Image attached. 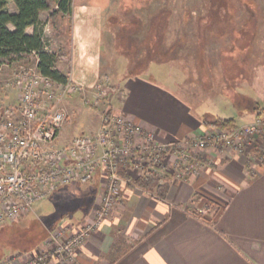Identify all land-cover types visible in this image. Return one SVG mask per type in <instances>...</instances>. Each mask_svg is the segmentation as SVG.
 Returning <instances> with one entry per match:
<instances>
[{
  "label": "crops",
  "instance_id": "0c3cea01",
  "mask_svg": "<svg viewBox=\"0 0 264 264\" xmlns=\"http://www.w3.org/2000/svg\"><path fill=\"white\" fill-rule=\"evenodd\" d=\"M102 5L74 0L71 14H61L55 23L58 37L63 44H70L67 56L62 57L58 67L69 79L87 88L101 82V23L110 7ZM8 8L11 12L17 11L12 1ZM51 13L44 11L40 16L42 20L46 17L50 26ZM9 27L14 29L13 25ZM27 32L32 34L34 28H28ZM32 60L38 63L37 56ZM119 60L117 69L125 70L126 58ZM13 66L0 68V75ZM160 66L157 72L155 63L151 65L152 75L172 81L175 89L152 78L149 70L140 74L124 73L119 87L113 90L111 102L130 121L155 132L161 142L182 141L204 134L211 127L207 122L216 119H233L236 127L264 119V83L258 85L260 89L256 86L259 93L246 91L240 87L243 83L246 85L247 78L240 84L238 77L227 86L216 84L210 90L203 87L206 94L198 95V86L190 85L181 70L175 73L173 70L177 69ZM13 91L18 93L15 101H12ZM0 98L1 105L16 104L19 91L13 85ZM80 101L75 96L67 105L78 108ZM223 102L225 109L219 105ZM75 107L71 108L78 112ZM77 117L78 123L62 128L60 137L74 139L84 132L80 124L84 115ZM86 118L85 126L91 131L99 129V111L91 112ZM257 146L259 156L251 150L238 153L226 147H208L198 152L193 166L196 174L186 179L168 176L160 181L167 186L165 195L140 187L137 184L140 176L133 171H123L122 175L130 178V182L122 188L119 204L104 225L76 250L78 264H264V136ZM79 184L82 183L60 189L61 193L74 196L76 204L73 211L60 216L55 215L56 208L59 209L55 204L57 207L48 215L55 225L64 219L83 222L93 218L102 193V176L99 172L81 190ZM210 202L214 205L210 218L218 214L214 225L196 215L197 209ZM121 246L128 248L111 261L108 255Z\"/></svg>",
  "mask_w": 264,
  "mask_h": 264
},
{
  "label": "built area",
  "instance_id": "2783aa9c",
  "mask_svg": "<svg viewBox=\"0 0 264 264\" xmlns=\"http://www.w3.org/2000/svg\"><path fill=\"white\" fill-rule=\"evenodd\" d=\"M12 84L19 91L18 103L0 113V229L30 214L63 187L89 183L99 172L103 179L92 221L52 252L61 256L58 264H78L76 250L104 225L130 182L123 171L140 177L155 174L161 180L186 179L197 173L193 166L198 152L226 147L258 155L257 144L264 136V119H256L234 129L210 127L189 139L161 142L155 132L130 121L112 105L108 84L87 88L73 79L57 82L41 73L37 64L20 66ZM75 96L100 112L101 125L61 144L60 131L70 117L67 102ZM196 212L203 220L211 215L209 207ZM50 256L45 253L27 264H53Z\"/></svg>",
  "mask_w": 264,
  "mask_h": 264
},
{
  "label": "rangeland",
  "instance_id": "374dc122",
  "mask_svg": "<svg viewBox=\"0 0 264 264\" xmlns=\"http://www.w3.org/2000/svg\"><path fill=\"white\" fill-rule=\"evenodd\" d=\"M87 1L100 7L102 4L110 5L101 23L103 33L100 45L103 54L100 81L108 84L112 91L117 90L124 73L140 74L148 70L152 78L175 89L172 81L160 79L157 74L152 75L150 67L155 63L157 72L160 65L177 69L173 70L175 73L181 70L187 75L190 85L198 86V95L200 92L201 95L206 94L203 87L210 90L216 84L227 86L238 77L241 78L240 84L247 78L246 85L243 83L240 88L260 92L256 86L260 89L258 85L264 83V0ZM43 22L44 40L49 50L63 57L70 44H63L46 17ZM122 57L126 58L127 67L118 70ZM34 64L33 60H27L2 72L0 97L13 86L12 76L20 66ZM177 92L182 95V92ZM17 94L12 92V101H15ZM8 105L13 104H0V111ZM78 105V108L67 105L70 117L63 128L76 125L78 114H82L81 130L88 133L91 130L85 126L86 117L98 110ZM219 105L225 109V102ZM71 107L77 108L78 112ZM71 140L70 137L59 136L60 143ZM83 186L79 184V190ZM61 190L38 203L28 217H21L0 229V264H27L45 253L51 254L53 264L59 263L61 256L52 254L57 245L78 234L93 219L83 222L64 219L55 225L52 217H48L57 207L55 204L59 207L56 208V216L73 211L76 204L74 196L66 192L62 194ZM204 207H209L210 214L214 212L213 203ZM56 235L59 237L54 239Z\"/></svg>",
  "mask_w": 264,
  "mask_h": 264
},
{
  "label": "trees",
  "instance_id": "16d2710c",
  "mask_svg": "<svg viewBox=\"0 0 264 264\" xmlns=\"http://www.w3.org/2000/svg\"><path fill=\"white\" fill-rule=\"evenodd\" d=\"M11 1L17 7L16 12H11L8 8ZM73 3L74 0H0V68L6 65L13 66L24 60H32L37 56V66L41 73L57 82H67L69 76L58 67L62 54L49 50L44 40V22L40 16L44 11H52L50 14L51 27L55 34L59 35L55 27L56 20L61 14H71ZM9 25H13L14 29ZM30 27L34 28L32 34L27 32ZM207 125L219 129L236 127L233 119H216L211 123L207 122ZM160 181L157 175L151 174L140 177L137 184L144 189L158 190L160 195H165L167 186L161 185ZM196 215L199 216L198 213ZM217 215L204 218V220L214 225ZM127 248V246L117 247L108 256L111 261H114Z\"/></svg>",
  "mask_w": 264,
  "mask_h": 264
}]
</instances>
